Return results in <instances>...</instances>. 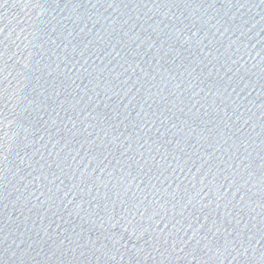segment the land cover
Segmentation results:
<instances>
[{"label": "water", "instance_id": "1", "mask_svg": "<svg viewBox=\"0 0 264 264\" xmlns=\"http://www.w3.org/2000/svg\"><path fill=\"white\" fill-rule=\"evenodd\" d=\"M0 264H264V0H0Z\"/></svg>", "mask_w": 264, "mask_h": 264}]
</instances>
